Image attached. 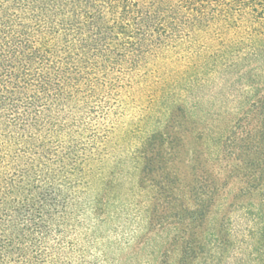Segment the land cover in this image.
Here are the masks:
<instances>
[{
    "label": "trees",
    "instance_id": "16d2710c",
    "mask_svg": "<svg viewBox=\"0 0 264 264\" xmlns=\"http://www.w3.org/2000/svg\"><path fill=\"white\" fill-rule=\"evenodd\" d=\"M237 254L264 264V0H0V264Z\"/></svg>",
    "mask_w": 264,
    "mask_h": 264
},
{
    "label": "rangeland",
    "instance_id": "374dc122",
    "mask_svg": "<svg viewBox=\"0 0 264 264\" xmlns=\"http://www.w3.org/2000/svg\"><path fill=\"white\" fill-rule=\"evenodd\" d=\"M223 209L222 208H217L214 212V214L216 215L215 218H218L221 214H222ZM245 220L244 218H237L236 220V225H237V230L239 231V235L240 236H246V231L244 230L245 228ZM249 222V221H248ZM241 255L237 254L236 258H231L229 259L226 264H242L241 262Z\"/></svg>",
    "mask_w": 264,
    "mask_h": 264
}]
</instances>
